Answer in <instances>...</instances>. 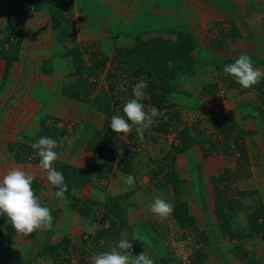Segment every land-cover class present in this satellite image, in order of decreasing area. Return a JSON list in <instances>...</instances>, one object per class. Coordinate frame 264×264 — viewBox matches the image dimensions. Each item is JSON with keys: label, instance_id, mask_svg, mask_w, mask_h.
Here are the masks:
<instances>
[{"label": "rangeland", "instance_id": "rangeland-1", "mask_svg": "<svg viewBox=\"0 0 264 264\" xmlns=\"http://www.w3.org/2000/svg\"><path fill=\"white\" fill-rule=\"evenodd\" d=\"M49 1L57 6L64 5L59 20L65 27L68 25L66 35L51 31ZM186 1L33 0L28 11L16 17L11 11L7 12L12 8L8 0H0V180L11 169L26 164L21 162L15 166L10 162V143L29 141L27 134H35L41 121L70 130L69 120L60 124L64 121L63 116L69 113L72 117L84 107L86 116L82 121L91 125L87 128L90 133L94 129L91 127H101L105 121V115L99 119L95 114L91 117L89 112L95 109L90 101L56 93V90L68 89L71 77L66 76L64 66L56 67L54 62L50 63L54 49L63 50L64 46L69 49L74 43L82 51L84 63L91 69L87 77L95 83L91 97L101 88L114 87L117 102L112 117L124 115L125 102L134 98L133 80L142 77L127 75L126 70L133 68L129 63L121 62L126 56L117 53L118 47H137L138 41L156 38L175 39L181 31H189L196 42V47L190 51L195 61L193 72L189 75L172 66L176 73L166 79V89L175 88L166 93V100L175 105L160 109L163 115L159 119L173 125L168 126L169 132L156 131L154 126L158 119L155 118L141 141L137 135L129 138L131 132L115 133L110 126L111 119L106 120L114 139L104 150V155L112 161L103 162L108 169L101 174L97 185L86 184L77 192L83 189V198L104 200L113 197L114 201L109 207L104 201L95 206L97 218L91 226L86 225L92 227L94 224V230L90 228L91 231L85 230L81 237L71 238L69 251L60 249L54 253L52 264H91L95 255L115 247L117 243L106 240L104 229L110 220L119 217L111 216L107 211L117 210L121 195L131 199L126 210L129 209L123 213L127 223L139 231L140 241L128 238L133 243V255L146 250L154 264L164 263L163 258H170L168 264H194V252L201 250L203 256L197 264H264V78L251 88L243 89L223 70L241 55H247L254 68L264 71V17L260 18L261 22L251 16L242 19L237 9L229 7L226 8L227 15H214L211 23L194 24L188 20L189 0ZM67 8L69 12L65 11ZM207 9L220 12L218 8ZM244 10L258 14L257 9ZM216 20H223V23H216ZM93 50L98 54L91 59L89 53ZM104 57V65L94 64ZM159 60V57L155 60L158 65ZM152 84L158 86L159 82ZM195 97L198 98L193 100L191 108L190 100ZM47 100L50 103H46ZM143 103L146 107L150 104L148 96ZM78 124L76 120L71 131L76 132ZM185 128L197 141L177 152L179 132ZM73 132L68 133L71 136ZM63 146L58 147V154ZM118 162L122 166L124 163L134 165L137 173L131 174L134 177L132 186L126 183L130 173L119 169ZM158 165L161 168L157 179L169 190L158 187L155 196L176 195L186 203L192 220L180 225L172 217L161 218L146 213L141 198L149 197L154 191L147 167L151 166L155 172ZM174 177L178 178L179 185L176 193L171 185ZM40 186L41 183L37 184ZM85 193L93 196H84ZM229 207L234 209L238 222V226L232 227L237 234L233 237H227L221 228L226 224L224 215L216 213L220 210L224 214ZM54 216L55 213L53 221ZM145 220L157 230L161 225L166 227V239L160 251L146 241L145 233L150 228L143 227ZM5 221L6 215L0 216V224ZM100 226L101 230L97 231ZM6 234L2 240H8ZM41 237L42 234L37 238ZM234 246L240 249L235 251ZM14 251L18 252L16 263L19 258L26 262L31 249L0 247V257Z\"/></svg>", "mask_w": 264, "mask_h": 264}, {"label": "trees", "instance_id": "trees-1", "mask_svg": "<svg viewBox=\"0 0 264 264\" xmlns=\"http://www.w3.org/2000/svg\"><path fill=\"white\" fill-rule=\"evenodd\" d=\"M33 0H8L7 3H9V6L12 8H9L7 12L11 11V14H14L16 17H20L24 12L28 11V9L31 7ZM64 5L58 4V6L53 1L48 2L47 10L49 12L50 17V25H51V31H55L60 34H67L68 25H64L63 22L59 20L60 12L62 11ZM65 11L69 12V9L67 8ZM138 46L134 47H118L117 53L121 54V52L126 56V59H124L123 63H129V67L133 68L127 71L128 76H142L141 79L133 80V83L136 84L139 80H146L148 82V87L145 90L148 93L149 102L151 105L155 106L159 110L162 108L168 109L169 107L175 105V103H168L166 100V93L170 90H174L175 88L168 87L166 89L167 80L171 73H176L175 68L169 67V62H172L173 66L176 68H180L185 71L186 74H191L194 69L195 61L190 55V51L193 50L196 47V42L194 37L191 35L189 31L184 32H178L177 37L175 39H152L151 41H138ZM147 49V51L145 50ZM66 49V50H65ZM150 55V57H146V53ZM98 53L96 51H90L89 56L91 59H94V57ZM2 55V52H0V56ZM52 59L50 63L54 62V65H57L56 67L64 66L65 74L66 76H70L71 84L68 87L67 90L61 89L56 90V93L65 94L66 96H72L79 98L81 100L90 101L93 108L97 111H100L104 114H106L105 122L101 127H95L93 129V133H90L91 135L88 136L86 139L85 149L91 152L90 160L88 162V165L85 167H76L73 165H70L69 163H66L61 160H56L54 162V167L62 172L65 183L68 186L69 191L65 193V199L67 202H69L70 208L74 210L77 214L81 216L83 219V222L86 225H90L93 222V220L96 217L95 214V206L98 205L101 201H104V204L106 207H109L110 202L114 201L112 200L113 197H106L104 200H96L92 199L90 197H80L77 194L74 196L72 195V189L75 188L76 191L83 187L86 184H90L92 187L93 185H97L99 182V178L101 177V174H104L106 169H108L105 165H103L104 161L111 162L106 155H104V150L106 148L110 147L111 141L114 139V136L112 135V131L108 129V121L111 119V114L115 111L114 104L117 102L115 99L114 94V87L109 86L107 89H99L92 97L91 94L95 90V83L91 82L90 79L87 77L90 73V67L84 63V59L82 57V51L78 49L74 43L71 48H66L64 46L63 50L54 49L52 52ZM159 57V65L158 62L155 61L156 58ZM166 59H165V58ZM115 59V58H114ZM152 59V60H151ZM106 61V58H102L98 63L94 64H100L104 65ZM206 64V63H205ZM119 68V67H118ZM88 72V73H86ZM163 78V80H159ZM159 82V85L152 84L153 81ZM162 81V83H161ZM157 89L158 91L155 92L154 89ZM190 100V107L194 105L193 100ZM50 103V100L48 101ZM162 116V115H161ZM161 116L156 117L158 121L156 122L154 128L156 131H161L163 133L169 132L168 126H173L169 121L166 120H160ZM41 121V120H40ZM133 132L129 134V138H132L134 135H137L135 133V129H132ZM70 136V133L66 132V129L64 127L57 126L55 124L51 125H45L43 121L40 123V128L36 131L34 135H31L27 138V142H13L10 143L8 149L13 153L14 159L17 162H28L31 161L35 164H40V158L38 154L36 153V150L32 148V144L35 143L39 138L41 137H50L53 139H60L62 137ZM27 137V136H26ZM180 137V143L176 147L177 152H181L184 149L188 148L189 145L193 142H196L197 140L194 139L191 135L188 134L187 129L179 132ZM55 149V151H58ZM123 162V161H122ZM128 162V161H127ZM111 164V163H110ZM120 162H118V168L120 167L121 170L125 173H137L134 165L128 164L122 166ZM158 167V171H153L151 169L152 167H147L148 170V176L150 178V182L154 186V191L149 194L148 196H145L141 198V204L146 205L144 206L146 213L151 214L150 206L154 201L156 189L158 187H163L169 190L168 186L166 184L160 183V180L157 179V173L160 171L161 168L160 165L156 166ZM119 168V169H120ZM173 192L176 193L179 189L178 185V178L174 177L171 181ZM55 188V186H53ZM140 189L139 187H137ZM56 189V188H55ZM57 190V189H56ZM127 195V194H126ZM166 201L169 203H172L174 205L173 212L169 215V217H172L175 219L180 225L184 224L185 221L192 220L193 218L188 215L187 212V205L184 201H180L176 195H172V197L166 196ZM131 199L126 197L125 195H121L119 197V204H116L117 210H114L113 213H110L107 211L111 216L118 217L115 220H110L111 223L107 228L104 229V234L106 235V240L111 241L112 244L117 243L122 236L124 238H130L133 239V236H138L139 231H135L133 229L134 226H130V224L127 223L126 217L124 215L126 208L130 206ZM124 212V213H123ZM122 213V214H121ZM217 214L224 215V221L226 222L225 226H221L224 233L227 234V237H233L236 234L235 230H232V227L238 226V222L236 221L235 217V211L232 207H229L228 210L223 214L220 210L216 211ZM109 217V219L111 218ZM126 221V222H125ZM143 227L146 229L147 227L150 228V231H146L145 238L146 241L155 249L160 251V249L163 247L162 244L164 243L166 236H165V226L161 225L158 230L153 227V225L149 224L148 221H144L142 223ZM152 226V227H150ZM7 234L6 237L8 238V241L11 240V236L13 233H11V230L13 231V228L7 226ZM101 230V226L97 229V231ZM91 231V230H87ZM142 232V231H141ZM84 233V232H83ZM82 233V234H83ZM82 234L79 236L81 237ZM108 235V238H107ZM109 236L112 237V239L109 238ZM143 237V235L141 236ZM140 237V238H141ZM71 237L67 234H64L61 239L56 244H46L43 248L44 251H41V249H38L36 255L38 256H49L50 258H53L54 253H58V250H63L64 252H68V245L70 244ZM114 242V243H113ZM107 245V244H106ZM108 247V246H106ZM46 248V249H45ZM236 249L235 251L239 250L240 248L238 246H234ZM194 259L193 263L197 264L201 261V258L203 256V253L201 250H195L194 252ZM170 259V258H169ZM168 258H163L162 264H168ZM174 260L175 258H171Z\"/></svg>", "mask_w": 264, "mask_h": 264}, {"label": "clouds", "instance_id": "clouds-1", "mask_svg": "<svg viewBox=\"0 0 264 264\" xmlns=\"http://www.w3.org/2000/svg\"><path fill=\"white\" fill-rule=\"evenodd\" d=\"M172 67V62H169ZM226 74H230L236 82L243 88L249 89L258 84L264 78V71L254 68L253 61L247 55H241L234 63L223 68ZM146 80H139L132 90L134 98L129 99L123 106L124 115L111 117L110 126L117 133L128 134L135 126L138 138L143 141L144 131L150 128L155 122V118L163 115L158 108L143 101L148 93ZM75 143V137H62L53 139L41 137L32 144L40 158L39 167L47 174L48 182L55 186L57 199H64L65 193L69 191L62 172L54 167V162L59 159V154L55 149L59 146L67 145L71 147ZM35 177L20 168L11 169L2 180H0V216H7L17 233L29 236L44 229L51 230L53 217L47 206H42L33 191L32 184ZM129 186L134 184V177L129 174L126 177ZM76 189H72V195H76ZM152 213L161 218L168 217L174 210V205L163 198L155 197L150 206ZM133 240L140 241L136 236ZM133 243L128 238H122L115 247L109 251H104L92 258L91 264H154L145 251L139 255L132 254Z\"/></svg>", "mask_w": 264, "mask_h": 264}, {"label": "crops", "instance_id": "crops-1", "mask_svg": "<svg viewBox=\"0 0 264 264\" xmlns=\"http://www.w3.org/2000/svg\"><path fill=\"white\" fill-rule=\"evenodd\" d=\"M182 1L187 2L186 0H182ZM207 1L210 2L208 3L209 5L207 4L209 7H211L212 9L218 8L220 12H214L212 10L207 9L209 7H207V5L202 3ZM235 1L237 2V5ZM229 7H232L231 8L232 10L237 9V12L241 14L242 19L251 16V18H259V21L261 22L260 18L264 17V0H243V1L242 0H189L190 11L188 13L189 14L188 20L190 19V22L194 24L211 23L214 21L212 19L213 17H215L214 15H227L228 10L226 8ZM244 9H257L258 14L256 15V13L246 12ZM241 10L242 12H240ZM216 23H223V20H216ZM45 110L46 109H44V112ZM79 111L72 114V117H69V113H67L62 118L64 119V121L63 123L60 124H64L68 120H69L68 126L70 123L71 129L66 130V132H73L71 131L72 124L75 123L76 120L79 121V124L76 127L77 131L73 132V134L70 136V137H75V145H73L71 148H69L67 145L63 146L62 150H60L59 153V160L69 163L70 165L76 167H85L88 165L91 156V152L85 149L86 139L88 138V136L91 135L90 131L87 130V128H89L91 125L88 124L87 122H83L86 116V113L84 112L85 107L83 111H80L81 113ZM89 114L91 115V117L93 116V114H95L98 119L99 116L103 117V115H105L106 117V114L97 110L93 112H89ZM56 124H58V121ZM100 126H102V124ZM92 128H95V126L91 127V129ZM33 134L34 132L27 134V138ZM10 153L12 152L10 151ZM84 158H86L87 161L86 163H84ZM10 162H12L15 166L21 164V162H17L14 159L13 153ZM32 163L24 162L23 163L25 164L24 167L20 165V167L18 168L26 170L27 173L35 177L32 184L33 191L36 194L38 201L50 209L52 217L53 214L55 213L53 226L51 230L44 229L43 232L38 230L37 232L30 234L29 236H24L23 234L17 233L14 229V233L12 234L10 241L6 239L2 240L3 234L6 233L7 231L6 226H12L10 220L6 216L5 224L3 225L0 224V247H4V248L12 247V248H20V249L30 248L31 252H30V257H28L26 262L20 261L19 258L17 259V263L15 262V260L18 252L14 251L12 253H8L7 255L2 254V257H0V264H13L14 262H15L14 264H52V258H50L47 255L35 256L38 249L44 247L46 243L47 244L58 243V241L61 239V237L64 234H67L72 239H74V238H78L85 230H90V228H93L94 230V224L92 227L86 226L81 216L70 208L69 202H67L65 198L64 199L56 198L55 192L57 190L53 188V186L48 182L46 172L39 167V164H35V163L32 164ZM39 183H41V186L37 187V184ZM82 190L83 189H80L79 192L76 191L78 196L80 197H83ZM84 196H93V195H91L90 193L88 194L85 193ZM40 234H42V237L38 239L37 237Z\"/></svg>", "mask_w": 264, "mask_h": 264}]
</instances>
